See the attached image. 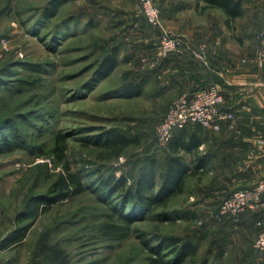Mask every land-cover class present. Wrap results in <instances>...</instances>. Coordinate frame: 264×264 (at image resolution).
<instances>
[{"label":"rangeland","instance_id":"obj_1","mask_svg":"<svg viewBox=\"0 0 264 264\" xmlns=\"http://www.w3.org/2000/svg\"><path fill=\"white\" fill-rule=\"evenodd\" d=\"M48 1L0 0V71L10 67L0 88V121L13 118L12 124H16L23 142V147L0 153V264L6 258L8 264H153L144 240L155 246L158 235L198 245L197 255L184 264H247L250 253L256 256V263L264 262V253L254 247L258 235L255 227L228 223L212 208V203L221 200L206 196L205 189L215 178L212 174L189 179L185 193L172 201L173 213L166 218L146 216L133 223L124 222L114 200L104 201L97 186L93 187L98 179L94 174L84 180L87 190L82 194L55 204L34 220L27 218L38 198L52 195L65 162L70 163L73 172L96 173L100 168L104 174H124L134 182L151 158L160 159L162 171L169 158L157 139L166 97L153 85L138 98L113 93L121 89L122 74L132 65L122 59L111 77L88 84L95 70L93 62L103 54L99 47L113 36L119 39L126 21L131 23L135 16H142L139 1H72L56 18L46 21L43 8ZM200 1L196 14L187 13L194 24L196 41L206 42L205 25L214 20L221 39L232 42L233 48H256L263 29L264 0H240L244 14L230 26L226 25L225 14L218 9L204 10L206 4ZM100 3L109 5L110 10H97ZM122 12L133 13L134 17L125 18ZM73 14L76 20L80 18L79 24L73 21V25L62 27ZM220 22L226 30L218 25ZM163 24L172 33L178 26V22ZM148 27L138 36L146 41L160 39L161 28ZM156 54L158 57L159 51L138 58L140 69L146 57ZM30 63L44 69L20 65ZM23 78L36 84L19 89ZM236 123L228 126L233 133L239 132ZM92 128L114 129L134 141L121 158L111 160L105 148L86 142L104 131L89 132ZM59 135L66 141L65 162L52 152ZM184 156L190 160V155ZM31 223L26 236L14 242L23 227ZM106 223L121 225L126 236L104 233Z\"/></svg>","mask_w":264,"mask_h":264},{"label":"trees","instance_id":"obj_2","mask_svg":"<svg viewBox=\"0 0 264 264\" xmlns=\"http://www.w3.org/2000/svg\"><path fill=\"white\" fill-rule=\"evenodd\" d=\"M72 1L78 0H49L47 5L43 8V18L46 21L56 18L60 13L61 8ZM202 1L206 4L203 8L204 10L212 8L221 10L227 16V26H230L232 21L241 18L244 14L243 5L240 0ZM109 7V5L100 3L97 10H110ZM131 14L133 13L122 12L121 15L128 18L129 16H133ZM73 21H75L74 24H79L78 22L80 21V18L76 20L73 14L64 20L61 26H71L73 25ZM124 22L125 21H123V23ZM88 24L91 23L88 22ZM146 25L149 26L148 28L150 30L154 28L148 23L142 12V16H135L133 22L129 23L126 21V26L122 27L123 32L119 35V39H117V36H113L109 40H106L101 47H99L102 49L103 54H101V56L93 62L95 63V70L88 84H91L94 80H96L95 82H98L99 80L111 77L120 66L121 60L123 59L132 65V67L122 74L123 85H121V89L113 93L121 94V96L128 99L138 98L146 93V88L150 78L146 76V73H143L140 70L138 58L154 55L159 51V39L155 42L152 41V39L146 41L138 36L140 30L144 29ZM135 32H137V34H135ZM54 33H56V31H54L53 34ZM129 33L134 37L132 41L130 40ZM53 36H55V34ZM188 56L190 57V55L180 56L174 54L164 60H168L172 57ZM20 65L29 69L34 68L33 70L40 71L41 68H43L38 67V65H33L32 63H30V65ZM9 68L10 67H6L0 71V88L3 86L2 82H6L2 79L3 76L8 78L10 74ZM20 81L21 82L17 87L19 89L36 84L34 81L30 82L26 78H23ZM210 85L202 86L198 89L206 88ZM170 104L166 108L165 114L161 118L160 122L166 115ZM224 110L226 109L224 108ZM12 119L5 120V123L0 121V153L11 151L14 148L23 147V142L19 137L20 131L17 129L16 124H12ZM5 126H7V129L3 130ZM203 129L208 130L199 124H190L184 129L177 130L171 137L169 143L164 147V149L169 152V158L165 170L162 171V164H160L159 161L160 159L153 157L148 161L146 168L140 171V174L134 182H129V178L124 174L119 177H117L114 172L104 174L100 168L96 170V173L95 171H89L90 173L86 171L87 173H84L83 170L73 172L71 170L70 163L64 161L66 158L64 145L66 142L65 137L63 135H59L56 140V147L52 152L58 154L60 160L65 162L64 173H62L54 182L52 195L38 198V203L30 209V212L26 216L27 218L34 220L41 213L49 211L55 204L66 201L73 196L82 194L87 190L84 180L94 174L98 176V179L93 183V187L97 186L96 191L101 197H103L104 201L111 203L114 200L116 212L124 222L133 223L137 220L144 219L146 216H159L161 218H166L173 213L170 209L172 201L176 197L185 193L189 179L199 177L201 175L213 174L210 168L212 164V157L205 149L207 136ZM95 130L104 131L101 135L93 136L86 142L97 147L105 148L107 158L111 160L121 158L125 150L128 149L134 141L130 137H126L121 132L114 129L105 130L92 128L89 132ZM231 138V140H235L236 142H238V139L241 141V137H237L234 134H232ZM184 154L190 155L189 161L185 159ZM215 178L213 179L212 184L205 189V192L207 197L213 196L221 198V200L212 203V208L216 211H219L224 200L229 198L235 191L252 187L261 179L257 180L256 183L251 186H243L232 191L226 190L223 193L214 195L213 192L216 191L213 189V182L215 181ZM158 179H160V184L158 183ZM119 206H121V208H119ZM263 215L264 209L257 212H246L241 215L239 221L237 222H235L232 218H223L231 224L245 223L247 226L252 224L258 234L259 227L257 223L262 219ZM192 216L193 218H196L195 214H192ZM245 216L251 222L245 221ZM187 217L190 218L189 215ZM32 225L33 223L29 224L27 227H23L22 232L19 233L17 238H15L14 242L21 241L26 236L27 231ZM103 230L104 233L110 236H126L123 232L124 228L121 225L114 223H106ZM155 241L158 244L153 246L150 240H144L146 248L151 254L150 260L153 264H184L189 258L196 256L199 251L196 243L184 241L181 238H171L158 235ZM165 251L169 253L164 255ZM247 261L249 262L247 264H264L263 261L262 263H256V256L251 253L247 255Z\"/></svg>","mask_w":264,"mask_h":264},{"label":"crops","instance_id":"obj_3","mask_svg":"<svg viewBox=\"0 0 264 264\" xmlns=\"http://www.w3.org/2000/svg\"><path fill=\"white\" fill-rule=\"evenodd\" d=\"M198 2L201 1L158 0L163 22H178L174 34L188 38L194 47L207 46L208 64L191 55L161 60L156 54L144 59L154 65L143 63L140 70L150 78L146 90L153 85L166 97L167 107L180 95L193 94L199 87L216 84L221 88L224 108L235 113L239 132L230 131L228 123L223 124L220 133L203 129L207 136L205 149L212 157L210 168L216 177L213 182L216 195L251 186L264 177V69L244 65L242 60L255 53V45L246 49L234 45L233 48L232 42L221 39V30L214 20L205 25L206 42L196 41L194 24L187 19V13L190 11L188 16L196 14ZM218 25L226 30L222 22ZM261 27H264L263 22ZM232 134L241 137V141L231 140ZM244 220L249 221L246 216ZM8 262L6 258L2 264Z\"/></svg>","mask_w":264,"mask_h":264},{"label":"built area","instance_id":"obj_4","mask_svg":"<svg viewBox=\"0 0 264 264\" xmlns=\"http://www.w3.org/2000/svg\"><path fill=\"white\" fill-rule=\"evenodd\" d=\"M141 10L148 23L153 27L161 28L159 39V55L161 60L171 55H191L200 62L208 64L207 46L194 47L184 37L174 35L163 24L162 11L157 0H139ZM264 24V9H263ZM145 65H154L144 60ZM244 65H251L264 69V27L259 34V42L255 53L242 60ZM225 98L220 87L212 84L200 88L193 94L186 93L177 97L170 104L168 111L157 127V139L160 146L165 147L177 130L186 128L190 124H199L208 130L220 132L223 124L233 125L235 113L224 110ZM264 209V177L254 186L235 191L224 200L219 209V215L239 221L246 212H257ZM259 233L255 240L256 250L264 253V215L257 223Z\"/></svg>","mask_w":264,"mask_h":264}]
</instances>
